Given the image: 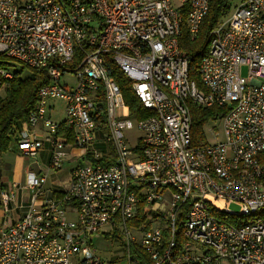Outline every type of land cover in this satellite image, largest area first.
Instances as JSON below:
<instances>
[{
  "label": "built area",
  "instance_id": "2783aa9c",
  "mask_svg": "<svg viewBox=\"0 0 264 264\" xmlns=\"http://www.w3.org/2000/svg\"><path fill=\"white\" fill-rule=\"evenodd\" d=\"M211 1L0 0V55L48 78L17 147L33 158L46 141L50 167L73 164L55 189H42L45 174H25L23 187L37 192L0 229V264H264V0H241L209 30L198 87L178 37L182 26L197 35ZM106 54L146 116H129ZM62 74L75 85L61 83ZM12 75L0 63V83ZM55 99L70 140L57 136L60 123L48 113ZM189 102L227 105L221 134L208 127L205 142L192 144ZM133 129L130 145L125 131ZM99 235L121 246L106 260L94 247Z\"/></svg>",
  "mask_w": 264,
  "mask_h": 264
},
{
  "label": "trees",
  "instance_id": "16d2710c",
  "mask_svg": "<svg viewBox=\"0 0 264 264\" xmlns=\"http://www.w3.org/2000/svg\"><path fill=\"white\" fill-rule=\"evenodd\" d=\"M228 10L227 0H212L195 37L191 38L187 34L185 27H181V33L178 37L179 47L186 54L190 55L188 76L190 79L194 80L198 87H201L198 65L207 48L209 30ZM1 56L4 55H0V57ZM74 58V62L79 61L81 58V52L78 51L77 47H75L74 50ZM3 62L5 66L11 70L13 75L10 79L4 80L3 84L0 83V87H5L4 96L0 99V156L8 151L10 142L14 141L17 137L21 123L28 118L29 113L35 108L38 88L48 82L44 69L38 70L28 67L30 73L22 76L20 71L15 69L14 64ZM105 63L109 74L120 88L124 103L129 107V116L132 118L146 116L149 112L142 107L141 102L131 90L128 78L115 64L111 55H105ZM25 66L21 64V68ZM189 110L191 117V141L192 144L195 145L205 142V136L202 130L203 124L208 119H217L221 117L227 110V105L214 104L210 107H202L193 102H189ZM59 128L60 126L57 132ZM71 138L72 134L70 139ZM259 157L264 159V149ZM141 208L142 204H139L137 209L138 217L140 216ZM182 214L183 211L179 212L180 217ZM177 237L181 240L180 230L177 232ZM133 251L139 258H145V260H147L145 252H143L140 247L134 246Z\"/></svg>",
  "mask_w": 264,
  "mask_h": 264
},
{
  "label": "rangeland",
  "instance_id": "374dc122",
  "mask_svg": "<svg viewBox=\"0 0 264 264\" xmlns=\"http://www.w3.org/2000/svg\"><path fill=\"white\" fill-rule=\"evenodd\" d=\"M173 5H177L178 4V0H171ZM241 0H227V6L232 9L234 6H236ZM224 15V14H223ZM221 16L219 18L218 21L222 22L224 21L225 16ZM7 62L10 64H14L15 69H18L20 71V74L22 76L28 75L30 73V69L25 66L23 68H21V63L18 62L17 60L7 57V56H1L0 57V63L1 62ZM239 74L241 76H246L247 75V65L246 64H241L239 67ZM68 82V86L73 87L74 84V79L67 75V74H62L61 78H60V82ZM5 93V87L2 86L0 87V98H2L4 96ZM51 103H53V105L55 107H57V109L60 111V114L62 115V111L61 108H63L64 106V102L59 100V99H55L52 100ZM57 118H61L62 116L57 115ZM208 127H211L212 129H214L216 132H218V134H221V120L220 117L217 119H214L213 122H210V119H208L202 126V130L204 133V136L206 137L207 134V129ZM139 132L136 129L133 130H129V131H125V136L129 142L130 145H135L137 142V134ZM14 146V142H10V148ZM96 147V146H95ZM4 158L7 160H10L11 164L13 165V163L15 162L16 164L14 166H12V170L13 172L11 173V175L7 176V182L10 183L9 186H11V184L13 183V181L19 182L20 184H24L25 183V171H37L35 163H34V159L30 158V157H26L24 155H14L12 152H10L9 150L6 151L3 154ZM71 166V163L69 161H64L62 168L64 170H68V168ZM59 170V169H57ZM48 177L46 179L45 184H43L42 189H45L46 187H48L49 182L51 177L57 176V171L56 170H50L48 172ZM23 195H25L23 197V202L28 203L29 201V197H31L32 194L37 192V188L35 189H30V188H26V189H22L21 190ZM165 198H167V195L164 196ZM229 208L237 210L238 206L234 203H230L228 205ZM92 237H95V234H93ZM94 247L97 250V254L104 260H106L110 253L112 251H114L115 249H118L120 246L119 242L117 239H110L109 237H103V235H99L96 239H94ZM122 250V249H121ZM121 250L118 251L119 255L121 254ZM117 264H122V263H117Z\"/></svg>",
  "mask_w": 264,
  "mask_h": 264
},
{
  "label": "crops",
  "instance_id": "0c3cea01",
  "mask_svg": "<svg viewBox=\"0 0 264 264\" xmlns=\"http://www.w3.org/2000/svg\"><path fill=\"white\" fill-rule=\"evenodd\" d=\"M51 104L53 105V103H51ZM61 111H62V108H61ZM48 113L53 120L58 121L60 124H62V125H60V128H59L58 132L56 133L57 136L60 137L61 139L70 140L72 130L70 131L71 128L68 127L64 123L63 111H62V115H61L60 111L57 109V107H55L53 105L52 108L48 111ZM57 115L62 116V117L57 118L56 117ZM39 127L40 126H37L36 133L40 136H45L46 132L44 131L43 128H41V127L39 128ZM20 131H21V125H20V128L18 130L17 137L13 141L14 146L8 149L10 152H12L14 155H17V156L23 155L22 152L18 149L17 144H16V140L19 136ZM95 145L101 146V147L104 146V144H102V143H95ZM3 154L0 156V229L5 227L7 224H9L11 222H14L20 216H22L25 213L26 208L30 202V197H29L28 203L23 202V197L25 195H23L21 190L23 188L26 189L25 187H23L25 183L20 184L19 182H16V181H13L12 184L17 183L20 185V188L17 190H14L13 193L15 196L12 199L8 200L7 202H5L2 199V194L9 193V191L11 189V186H9L10 183L7 182V176L11 175V173L13 172V170L11 168H12V166H14L16 164L14 162L12 165L10 160H7L4 158ZM50 155H51V144L49 142L44 141L42 144V147L38 151V154L35 157H33L37 171H34L31 169V171L35 172L36 174H45L46 179L49 175L48 172L50 170H56L57 171V176L51 177L49 185L45 189H48V188L55 189V188H57L58 183H61L65 180H67L69 172H70L71 167L73 165L72 160L70 158H65L64 161H69L71 163V166L68 168V170H64L62 167L59 168V170L53 169L52 167H50V163H49L50 162ZM26 157H28V156H26ZM27 172L28 171H25V174Z\"/></svg>",
  "mask_w": 264,
  "mask_h": 264
},
{
  "label": "bare ground",
  "instance_id": "6f19581e",
  "mask_svg": "<svg viewBox=\"0 0 264 264\" xmlns=\"http://www.w3.org/2000/svg\"><path fill=\"white\" fill-rule=\"evenodd\" d=\"M262 151H263V150H262ZM262 151H261V152H262ZM261 152L259 153L258 157L260 156ZM259 158H260V157H259Z\"/></svg>",
  "mask_w": 264,
  "mask_h": 264
}]
</instances>
